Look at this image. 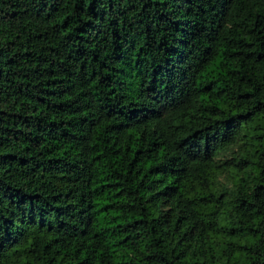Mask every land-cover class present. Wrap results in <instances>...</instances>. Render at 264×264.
<instances>
[{
	"label": "trees",
	"instance_id": "1",
	"mask_svg": "<svg viewBox=\"0 0 264 264\" xmlns=\"http://www.w3.org/2000/svg\"><path fill=\"white\" fill-rule=\"evenodd\" d=\"M0 264H264V0H0Z\"/></svg>",
	"mask_w": 264,
	"mask_h": 264
}]
</instances>
